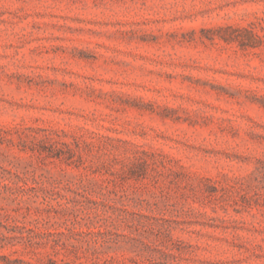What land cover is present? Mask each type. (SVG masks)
Returning <instances> with one entry per match:
<instances>
[{
  "label": "rangeland",
  "instance_id": "374dc122",
  "mask_svg": "<svg viewBox=\"0 0 264 264\" xmlns=\"http://www.w3.org/2000/svg\"><path fill=\"white\" fill-rule=\"evenodd\" d=\"M0 264H264V0H0Z\"/></svg>",
  "mask_w": 264,
  "mask_h": 264
}]
</instances>
